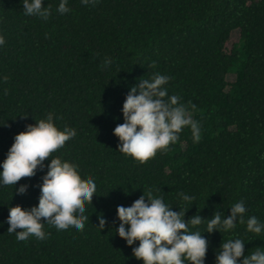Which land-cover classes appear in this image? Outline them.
Segmentation results:
<instances>
[{"label":"trees","instance_id":"1","mask_svg":"<svg viewBox=\"0 0 264 264\" xmlns=\"http://www.w3.org/2000/svg\"><path fill=\"white\" fill-rule=\"evenodd\" d=\"M58 3L43 0L52 9L43 20L25 15L22 0H0V77H7L0 79V161L16 133L52 112L58 127L76 131L51 155L75 163L97 193L83 205L82 230L45 223L44 239L18 241L6 231L9 207L38 203L47 167L16 182L28 184L23 194L0 186V264H142L131 252L138 241L127 245L115 232L116 206L150 189L173 210L188 208L185 220L205 218L189 228L208 240L205 264H215L223 239L246 241L245 254L264 247V231L248 232L244 223L205 231L214 211L229 215L237 200L245 219L264 221V0H67L63 14ZM155 72L170 77L168 94L190 107L201 134L194 142L184 127L175 143L140 162L117 150L113 128L123 122L129 88ZM178 192L193 199L181 201Z\"/></svg>","mask_w":264,"mask_h":264},{"label":"clouds","instance_id":"2","mask_svg":"<svg viewBox=\"0 0 264 264\" xmlns=\"http://www.w3.org/2000/svg\"><path fill=\"white\" fill-rule=\"evenodd\" d=\"M80 2L87 5L95 3V0ZM22 6L25 15L43 20L52 13L51 6H45L43 0H22ZM55 10L60 14L68 12L67 0H59ZM2 44L4 35L0 34ZM111 65L112 61L105 58L101 68L107 70ZM0 79L6 80L7 77ZM169 79V76L155 72L129 88L121 108L123 122L113 128L114 135L118 137V151L144 162L157 150H166L170 143H175L184 127L190 128L194 142L199 141L201 130L190 115V107L179 102L177 95L168 94L165 85ZM75 131L67 125L58 127L54 114L48 112L15 134L5 158L0 161V186L13 185L21 194L26 192L28 184L17 187L16 182L21 177L34 175L38 167H47L39 184L38 203L30 207L21 204L9 207L6 231L15 232L18 241L27 240L30 235L44 239L47 235L43 230L45 223L57 230L83 229L84 221L88 219L83 205L91 202L93 194L97 193L94 179H82L75 163L51 155L73 137ZM46 157H51L47 165L44 163ZM177 196L181 201L193 199L184 192H178ZM187 209L179 206L178 211L173 210L172 205L166 203L161 195L154 194L152 189L147 193L143 191L130 205L116 206L119 223L115 232L124 238L127 245L138 241L131 252L137 259H142V264H205L208 240L201 231L189 230L205 218L197 212L185 220ZM245 212L243 200H237L230 205L229 215L222 216L219 211H214L207 219L205 231L230 232L238 222L244 223L248 232L258 234L264 231V221L255 215L245 219ZM98 219L101 230L105 227L106 218L101 214ZM245 242L238 236L223 239L216 252L215 264H264V247H255L245 254ZM240 257L243 258L238 259Z\"/></svg>","mask_w":264,"mask_h":264},{"label":"rangeland","instance_id":"3","mask_svg":"<svg viewBox=\"0 0 264 264\" xmlns=\"http://www.w3.org/2000/svg\"><path fill=\"white\" fill-rule=\"evenodd\" d=\"M234 38H235V40H237V38H238V35H237V34H235ZM229 77H230V79H231V78H233V75H229Z\"/></svg>","mask_w":264,"mask_h":264}]
</instances>
